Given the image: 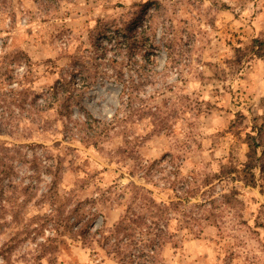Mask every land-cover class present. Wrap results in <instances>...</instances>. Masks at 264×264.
<instances>
[{
  "label": "rangeland",
  "instance_id": "obj_1",
  "mask_svg": "<svg viewBox=\"0 0 264 264\" xmlns=\"http://www.w3.org/2000/svg\"><path fill=\"white\" fill-rule=\"evenodd\" d=\"M142 6L144 45L115 69L93 68L81 98L106 123L98 144L79 107L67 118L38 113L31 101L93 53L99 24L123 26ZM261 7L264 0H0V76L29 95L23 107L0 102V264H264V174L255 172L251 188L243 173H222L243 170L247 135L264 114V59L250 49L264 39L250 28ZM73 84L81 87L78 77ZM130 182L160 201L196 194L160 222L168 243L153 258L140 237L122 255L98 243L125 214L131 194L120 189ZM227 194L236 198L226 203ZM85 200V220L96 214L86 242L57 223ZM134 210L148 222L137 232L154 225V212Z\"/></svg>",
  "mask_w": 264,
  "mask_h": 264
},
{
  "label": "trees",
  "instance_id": "obj_2",
  "mask_svg": "<svg viewBox=\"0 0 264 264\" xmlns=\"http://www.w3.org/2000/svg\"><path fill=\"white\" fill-rule=\"evenodd\" d=\"M147 9V6H142L139 15L134 20L125 22L123 26H120L118 22L99 24L100 30L93 35V53L87 57L84 56L73 59L69 64L70 75L72 76L63 74L61 78L57 79L54 84L43 93L36 94L31 101V105L38 110V113L55 111L61 118H67L71 117L74 107H79L80 111H83L84 114L87 115L88 120L85 123V126L88 127L91 133L89 139H91V136L94 137L96 139L94 143L98 144L97 140L101 139V133L106 129V123L93 118V116L84 109V106L81 104L82 95L84 91L91 86V83H93L91 79L97 77V75L92 72L93 68L98 69L100 66H105L115 69L116 65L120 64L119 61L124 60L125 51L128 55L131 54V52H136L138 46L144 45L146 30L143 29L142 32H137V25L139 24L138 22H143L144 14L147 12ZM250 49L255 57L264 59V39L254 40ZM7 57L9 56H6V58ZM69 70L67 71L69 72ZM75 77L79 78V82L81 83L80 88L73 84V79ZM11 80H13V76H0V102H6L9 100V106L10 103H12L17 104L18 107H23L25 103H27L29 95L24 89H8L7 86L11 84ZM87 80H90V82L85 84ZM8 94L10 95L9 99L4 97ZM40 101H42V103H40ZM262 105L264 108V99ZM4 131L5 130L0 129V135H3ZM246 144L248 146V153L246 155L247 161L243 165V170L239 172L240 170L238 171L237 168L223 169L222 173L223 175L238 173L240 177H242L241 174L243 173L245 176H243L244 178H241L242 183L246 187L257 188L259 182L255 172L260 171L264 174V166L261 164L264 163V114L261 117V124H255L251 129V133L247 135ZM159 163L160 162H154L149 166H144V169H147L148 167L152 168L153 165ZM142 165L143 164H141V166ZM51 175H54V178H52L51 189L55 190L58 180L57 173L54 174V172H52ZM192 178L194 177H191V179ZM210 184L211 181H209V179L204 182L205 187ZM116 185L115 189L121 184ZM120 190L122 191L121 195L124 199L126 198L127 192L131 194V202L126 204L125 214L122 219L113 226L109 235L103 234L98 241L100 246L109 254L115 253L117 255L123 254L124 248H127L129 245L128 242H131L132 239L136 237H140L141 244H144V239L152 242V246L150 245L149 249L150 251L146 254L151 255L153 258V255L156 253V248L168 243L166 231L160 226V222L165 220V217L170 210H177V206L184 204L185 201L191 202V198L194 199V197H196V194H192L186 198L174 194L175 196L173 198L177 200L170 202L160 201L153 195L151 190L139 186L135 182H130ZM108 191L112 193V189ZM223 197L226 203H231L230 200L236 198L234 194H227ZM54 200L56 201L55 198ZM88 202L89 200L78 202L77 205L69 211L68 216L66 217H64V212L62 211L57 215V223H60L64 228L65 235H69L72 239L81 238L86 242L94 235L91 231V227L92 220L96 219V214H93L94 217L91 221L85 220L88 215V212L85 211V205ZM61 205L62 204L59 206ZM195 206H199V204H196ZM135 207L140 210L146 209L152 211L151 213L154 212L156 214V220L150 222L154 224V227L160 229V234H153V226L149 227V231L141 229L140 232H137L139 231V226H144L148 222H146L147 216L143 212L137 214V219H134V215H136L134 210ZM15 208L16 206L14 205L13 211L16 218L18 217L19 210H15ZM19 208H21V206H19ZM205 220H207V218H205ZM179 225L180 227L182 226L181 224ZM60 228L61 227L58 226V230H60ZM170 236L173 237V234H170ZM57 246V244H55V246H52V244L49 246L45 245L49 250L51 249V252L56 251ZM139 253L143 252L140 250ZM121 261L122 259L120 262Z\"/></svg>",
  "mask_w": 264,
  "mask_h": 264
},
{
  "label": "crops",
  "instance_id": "obj_3",
  "mask_svg": "<svg viewBox=\"0 0 264 264\" xmlns=\"http://www.w3.org/2000/svg\"><path fill=\"white\" fill-rule=\"evenodd\" d=\"M259 1L262 2L263 0H259ZM262 9L263 8L261 7L255 11L254 22H252V25L250 26V28L252 27L253 30L257 33H263L264 32V10H262Z\"/></svg>",
  "mask_w": 264,
  "mask_h": 264
}]
</instances>
